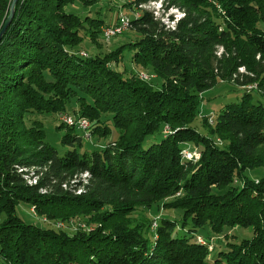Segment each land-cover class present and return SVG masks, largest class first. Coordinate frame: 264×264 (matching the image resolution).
<instances>
[{"label": "trees", "instance_id": "1", "mask_svg": "<svg viewBox=\"0 0 264 264\" xmlns=\"http://www.w3.org/2000/svg\"><path fill=\"white\" fill-rule=\"evenodd\" d=\"M119 1L129 40L110 51L108 20L74 11L99 0L16 3L0 41V264H264V176H248L264 172V0ZM159 1L181 17L144 8ZM128 51L133 69L118 70ZM224 82L244 95L203 115ZM58 116L63 152L45 137ZM235 228L253 236L229 242Z\"/></svg>", "mask_w": 264, "mask_h": 264}, {"label": "rangeland", "instance_id": "2", "mask_svg": "<svg viewBox=\"0 0 264 264\" xmlns=\"http://www.w3.org/2000/svg\"><path fill=\"white\" fill-rule=\"evenodd\" d=\"M121 3L119 0H99L95 5L89 6L87 8H83L81 5H78L76 7V11L79 15L85 16L89 15L90 12H96L100 14L101 18H105L108 20V25H113L117 19V17L120 14H124L123 16L125 17H131L133 15V11L127 9V8H122ZM148 10L153 11L155 16L158 18H161L162 21L165 22V24L169 23V17L174 16L175 18H180L181 13L177 11L176 9H170L169 11H166L164 13V6L159 2H152L147 6ZM95 13V14H96ZM107 14V16H106ZM171 26V25H169ZM124 34L121 36H117L110 40L109 42L102 41L103 43V50L105 51H110L118 48L124 43H128L129 40V34L126 31H123ZM122 32V33H123ZM121 33V34H122ZM120 35V34H117ZM95 48L92 47V44L90 43L89 40H85L82 45H81V51L87 52L89 56H93ZM125 60L121 65L118 67V70H124L128 69L131 70L133 69V65L131 64V56L132 54L128 51L124 53ZM145 75V74H142ZM141 75V78H142ZM149 75V74H148ZM143 79V78H142ZM145 80V79H143ZM148 80V79H147ZM151 81L155 82L156 80L153 78ZM245 91L239 89L238 87L233 86L231 83H220L213 89L207 91L203 95V103L201 105V113L203 115H215L219 112H221L226 106L231 105L233 103L239 102L242 96L244 95ZM57 121H55L52 117H44L43 121L46 124L45 127V137L46 141H48L51 145L56 147L58 151L63 152L64 149L60 144V140L63 135H65V130L58 131L56 129L57 124H59V116L57 117ZM111 138L107 139L106 141H101L99 144H95V140H92V144L94 145H103L106 142H108ZM153 141H149L147 145L149 146ZM248 176L252 178L256 177H262L264 176V172L262 170L256 171V172H248ZM17 215L25 222L28 224H36L41 227L44 226L45 223L41 220V218L37 217L34 212L26 205H21L17 208L16 211ZM139 214L142 215H147L148 219L152 220L154 224L158 222V218L153 219L152 215L147 214V213H141ZM163 215V214H162ZM165 215V214H164ZM163 215V216H164ZM157 216V215H154ZM155 218V217H154ZM58 227H64L62 224H58ZM189 229L190 227L186 228L184 231H182L183 234L189 237ZM182 234V236H183ZM200 235L206 237V232L202 231L199 233ZM230 238L228 239L229 242H234V243H239L242 239H250L253 236V232L251 229H243V228H235L233 231H230ZM216 245L218 246H223L226 244L225 240L221 241L219 243L218 240L214 241ZM219 251V248H217L213 253H211L212 258L214 259L215 256L217 255ZM1 263V262H0Z\"/></svg>", "mask_w": 264, "mask_h": 264}, {"label": "built area", "instance_id": "3", "mask_svg": "<svg viewBox=\"0 0 264 264\" xmlns=\"http://www.w3.org/2000/svg\"><path fill=\"white\" fill-rule=\"evenodd\" d=\"M124 17L120 14L113 25L103 28L102 34L109 37H117V32L123 31ZM60 121L67 126H74L80 130L87 131L90 127L88 120L84 118H74L71 115L65 114L60 117ZM191 158H199V155L191 156Z\"/></svg>", "mask_w": 264, "mask_h": 264}, {"label": "bare ground", "instance_id": "4", "mask_svg": "<svg viewBox=\"0 0 264 264\" xmlns=\"http://www.w3.org/2000/svg\"><path fill=\"white\" fill-rule=\"evenodd\" d=\"M144 8H147V6L146 7L144 6ZM123 17H124L123 31H126L129 28V19H128V17H125V16H123ZM123 31H119V32H117V34H121ZM104 38H106L107 41L111 40V38L113 39V37H109V36H106V35H104ZM142 77L143 78H146L144 75H142ZM183 155L187 159H198V158H191V156L198 155V154H196V153H190L189 151H184L183 152ZM85 177H87V175H85ZM199 242L201 244H204V245L206 244L207 245V243H205L202 239H199ZM210 250H212V249L210 248Z\"/></svg>", "mask_w": 264, "mask_h": 264}, {"label": "water", "instance_id": "5", "mask_svg": "<svg viewBox=\"0 0 264 264\" xmlns=\"http://www.w3.org/2000/svg\"><path fill=\"white\" fill-rule=\"evenodd\" d=\"M17 1L18 0H13L12 3H11V5H10L9 16L6 19L2 30L0 31V41L2 40V37L6 33L7 29L9 28V26H10V24H11L13 18H14V15H15V6H16Z\"/></svg>", "mask_w": 264, "mask_h": 264}]
</instances>
